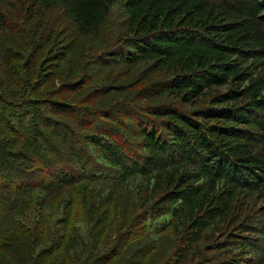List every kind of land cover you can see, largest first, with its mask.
<instances>
[{
  "label": "trees",
  "instance_id": "16d2710c",
  "mask_svg": "<svg viewBox=\"0 0 264 264\" xmlns=\"http://www.w3.org/2000/svg\"><path fill=\"white\" fill-rule=\"evenodd\" d=\"M0 58L46 97L2 96L36 122L0 141L9 264H264V0H0Z\"/></svg>",
  "mask_w": 264,
  "mask_h": 264
},
{
  "label": "rangeland",
  "instance_id": "374dc122",
  "mask_svg": "<svg viewBox=\"0 0 264 264\" xmlns=\"http://www.w3.org/2000/svg\"><path fill=\"white\" fill-rule=\"evenodd\" d=\"M46 18L47 19L49 18V20H48L49 25H52V28L55 29V25H54L53 22L57 23V21L61 18V16H60L59 12L52 11L51 13H47ZM65 23H66L65 21H62V24H65ZM68 23H69V21H68ZM68 26L73 29V24L72 23H69ZM54 41L56 42V41H58V39L54 38ZM57 43L58 44H63L64 42L62 40H59ZM94 44L98 45V41H95ZM56 50L60 51L61 50L60 46H58L56 48ZM34 52H40V50L39 51H34ZM50 54H52V53L49 52L48 50H45V51L42 50V52L40 54V57L36 60V65L34 67V70L37 69V71L38 70L42 71L41 75H43V73L49 72L46 69V67L49 66L51 64V62H53L52 56H50ZM29 55L27 54V57L24 59V60H26L27 63H28V60L31 58V56H29ZM32 61L33 60H31L30 62H32ZM63 65L64 66L67 65V62L64 61ZM7 66H8V63H5L4 59L2 60L0 58V86H1L0 87V95H1V100L3 101V102H0V107H1L0 108V118H1L2 112L5 113V115H6L5 123H0V129L6 130L5 133H0V141L1 140L12 139V137H11L12 134H10L9 131L12 130L13 133H14L13 135H17L15 133V131L19 132L20 128H21L22 131H24L33 122L32 120H30L29 124H26L25 122H22V120L19 118V115H17L18 112H15V114H13V115L8 110H5V112H4L2 107L4 105H7V107H9L8 105L10 104V101H12L14 99L13 98H3L2 96H6V97L15 96V97H17L20 94H23L24 96H26V97L28 96L29 98H35V99L41 98L42 100H44L46 98V97H37L42 92H38L34 96H30V93H31L30 92V86L33 85V83H35V79H33V78H37V76H34V75L31 76V71H30V73H28L27 70L25 69V66H24V70L23 71L19 70V72L17 73V75L15 77H11V76L8 75L9 71H6V67ZM139 73H140L139 69L133 70L132 72H130V74L121 73L120 70L117 69V68L112 69V70H107L106 69V70H104V72L96 80H94L92 78V81L84 87V91L79 93V95L86 94L87 93L86 91L88 89L93 88V84L94 83L106 84V83H109L111 80L115 81V82L130 83V82H132L133 80H135L137 78ZM47 78L50 79V75H48ZM74 78L75 77H71L70 80H72ZM127 95H124V94L123 95H118V94H116L114 92H111L109 96L96 97L95 98V102L99 106H102L104 104L103 100H105L107 102L106 103L107 106L109 105V107L112 108L113 112L115 111L119 115V117H121L120 112H118V105L121 103L120 102L121 99H123ZM24 110L27 111V112L29 110V113H28L29 115H33V116L36 115V110H33L31 108H28V107H24ZM40 113H43V112H40ZM44 115H45L46 118H48L47 114L44 113ZM59 118H61V117H57V116L54 117V119H59ZM64 119L68 120L67 118H64ZM33 123L35 124L36 122H33ZM120 127L123 128V129H129V128H127L126 125H122ZM45 128L46 127H43V132L45 131L44 130ZM59 129L61 130V128H59ZM28 131H29V129H28ZM45 133L48 135V132H45ZM63 134H64V131L61 130L60 134H57V136H60V135H63ZM54 144H56L58 146V148L63 152L64 145H63L62 142L56 141V142H54ZM13 167H15V168L17 167L16 160L11 162V166L9 168L10 171L14 169ZM3 172H4V168H3V165H2V155L0 154V173H3ZM93 184L95 185L96 183L93 182ZM110 210H111V206L110 205H104L102 207V210L99 213L98 220L100 222H102V223H105L106 221L111 222V220L116 219L114 217V215L111 213ZM108 211H110V212H108ZM35 213H38V211H33L32 215L35 216ZM27 214L28 213H26L25 215H27ZM74 214H75V212H74L73 208L70 207L69 210H68L67 218L68 219L70 217L74 218ZM24 223L27 224V222H24ZM49 223L52 224L51 222H49ZM63 231H65V230H63ZM65 232H67L66 233L67 240H70V239H73L75 237V235L77 234L78 231H76V233L75 232H69V231H65ZM55 234L56 233H54V232H50L49 233V235H55ZM61 238H62V236H60L58 239L60 240ZM149 242H150V240L144 242L143 244H145V246H146ZM145 246H144V248H145ZM7 253L8 254L4 253L3 251H0V255H2L0 257V259H1L0 263L1 264H9V262L12 261L11 252L9 250H7ZM25 253H27V247L25 246V244H23L21 246L20 255L22 256ZM162 257H164V254H162Z\"/></svg>",
  "mask_w": 264,
  "mask_h": 264
}]
</instances>
